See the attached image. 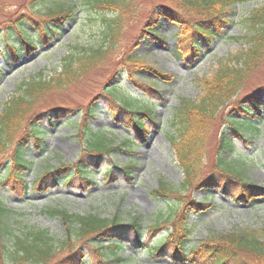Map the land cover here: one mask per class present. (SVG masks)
<instances>
[{
  "label": "rangeland",
  "instance_id": "374dc122",
  "mask_svg": "<svg viewBox=\"0 0 264 264\" xmlns=\"http://www.w3.org/2000/svg\"><path fill=\"white\" fill-rule=\"evenodd\" d=\"M136 1L140 7L131 18L128 15L125 17L115 48L110 50L106 58L85 70L74 80L64 82L52 91H48L34 106L33 110L36 112L42 110L59 112L61 109V115L57 118L55 114H51V119H54L52 123H49L48 119H43L42 130H47L42 135L44 152L41 153L34 147L30 148L29 154L34 159L32 170L28 172L25 181L32 183L35 172L40 168H55L61 164L73 163L77 160V156L84 152L85 141L110 145L113 146V150L109 154H104L98 168L91 167L90 170L94 175L89 177L91 183L86 185L81 186L80 180L73 176L68 182H63L62 179L55 185L50 183L45 191L34 189L20 196L18 194L23 193L14 191L10 185L7 186L8 183L4 185L0 182V200L6 204L7 209L4 213L5 222L12 223L18 232L46 230L53 241L58 242L66 236L70 238L72 234L67 235L66 226L58 217H52L45 212L48 208L58 207L72 214L94 215L108 219L118 215L120 220L127 222L135 217L140 222V243L134 241L133 229H129L127 240L119 250L126 264H196L177 260L173 256L171 241L181 238L183 229L178 225L186 218L188 222L185 225L189 236L186 240L187 248L198 245L200 239H206L211 235L215 239L204 240L207 244H204L203 248L213 246H210L211 241L215 244L218 242L224 244L226 243L224 236H233L243 229L256 230L258 236L264 240V121L260 123L258 132L254 135L246 134L251 135L250 143L242 142L240 139L233 141L235 147L245 154L242 161L243 178L253 182L257 188L262 187V191L257 189L253 191L261 194L254 196L250 202L237 201L217 189L206 191L204 187L195 188L213 167L218 128L223 124L221 119L209 126L205 158L194 179H188L187 184L185 183L187 178L176 163L167 136L172 132L169 124L173 108L183 98L194 100L200 95L199 87L195 83L196 77L209 75L215 59L225 57L226 54L239 49L244 43L241 39L244 30L238 23L226 25L221 38L204 46L198 56L185 60L172 53L180 50V44L175 39L178 27L160 20L158 29L166 38L164 42L159 37H152L143 31L150 10L163 0ZM70 2L77 4V7L73 15L61 23L58 33L53 34L49 40H35L34 49L30 52L22 50L18 59L6 66L3 60L5 51H2L4 47L2 38L10 34L14 42L18 41L17 32L11 27L12 24L17 20L25 21L23 27L29 29L33 36L34 21L43 16L37 15L38 11L34 10L32 14L30 13L29 0H0V65L2 67L0 112L4 100L14 95L21 82L37 77L40 73L46 79L51 78L55 70L61 71V58L71 52L74 46L79 49L89 48L103 41L100 20L90 21L81 10L80 0H46L40 2L37 9L42 12L49 6L59 3L70 6ZM137 2L134 4L136 5ZM262 3L264 0L235 1L231 7L233 19L236 20ZM229 16L231 17L230 14ZM133 58L136 59L132 60ZM142 65L149 67L146 69ZM129 68L132 69L133 74L128 73ZM157 76L161 77L157 87L158 92L146 88L150 85L149 80H155ZM115 82L120 84L125 96L130 94L131 97H136L135 101L139 107H151L153 115L158 120L157 127L146 122V134L143 139L138 138V134L127 125L125 119L117 120L114 116L115 109L112 105L115 103L109 99L106 89L115 85ZM260 88H264V62L251 72L237 99L229 102L223 114L238 119L239 110L233 109L239 100L248 93H256ZM92 102L94 105L97 104L95 115L93 118H86L91 133L86 136L78 135L81 131L80 125L83 123L80 112L85 111ZM262 113L264 115V107ZM62 114L68 116L63 117ZM30 117L32 116L26 119V124H30L32 120ZM125 136L131 137L132 142L128 145L120 144ZM17 139L18 133L14 134L7 146L0 150V176L4 169L1 165L10 158L12 146ZM124 165H132L128 170L129 180L122 176V171L116 169V173L119 174L117 177L120 178L118 181L109 183L110 178L102 176L105 170L114 166L119 169ZM70 172L72 170H68L66 174ZM160 183L169 189V197L166 199H158L151 194L154 189L159 188ZM235 189H239V186L237 185ZM209 193L214 196L207 202L211 201L215 206L196 211L199 201ZM150 224H158L156 234L151 235L152 231L146 228ZM91 236L87 235V237ZM166 240H169V244L165 254L151 256L147 251L150 244L166 242ZM72 241L77 243L75 239ZM65 251L66 249H57L46 264L58 260ZM92 253L94 254L92 249H86V258L90 260V264H98ZM239 254L243 264H264V256L253 258L250 252H239ZM110 263L114 264L115 261L112 260ZM0 264H10L6 253L1 251Z\"/></svg>",
  "mask_w": 264,
  "mask_h": 264
},
{
  "label": "trees",
  "instance_id": "16d2710c",
  "mask_svg": "<svg viewBox=\"0 0 264 264\" xmlns=\"http://www.w3.org/2000/svg\"><path fill=\"white\" fill-rule=\"evenodd\" d=\"M44 1L46 0H29L30 13L32 14L34 10L38 11L37 15L43 16V18L38 17V20L34 21L33 36L29 29L23 27L25 21L17 20L12 26L10 25L17 32L18 41L14 42L10 34H6L2 38L3 51H5L3 54L4 62L8 64L15 62L22 50L30 52L35 48V40L51 39L50 37L60 30L61 23L72 16L77 7V4L71 2L70 6L59 3L40 12L37 9L38 4ZM235 1L242 0H163L150 10L143 31L152 37H159L164 42L166 38L159 33L158 29L160 20H165L176 28L178 27V35H175V39L180 44V50L172 53L176 57L187 60L198 56L204 46H208L213 40L221 38L226 25L238 23L244 30V34L241 36L244 43L239 49L226 54L225 57L215 59L209 75L204 74V76L196 77L195 83L199 87L200 95L194 100L183 98L173 108L169 124L172 132L167 136L176 163L187 178L185 179L187 184L188 179H194L193 177L205 158L209 126L221 119L223 124L218 128L213 167L195 188L204 187L206 191L217 189L222 194L232 196L237 201L250 202L254 196L261 194L253 191L256 189L262 191V187L257 188L253 182L243 178L242 161L245 154L235 147L233 141L240 139L242 142L250 143L251 135L247 136L246 134L252 133L254 135L258 132V126L264 121L262 113L264 88H260L256 93H248L239 100L233 109L239 110L238 119L223 114V110L231 100L238 96L251 72L258 69L264 62V3L256 5L255 8L248 10L235 20L233 19L234 14L231 12V7ZM135 2L137 1L80 0L81 10L88 19L90 21L92 19L100 20L103 41L99 45L89 48L79 49L74 46L71 52L61 58L60 72L55 70L54 75L48 79L40 73L37 77H31L29 80L21 82L14 91V95L8 96L2 103L0 150L7 146L14 134L18 133V139L12 146L13 151L10 158L1 165L4 169L0 176V182L4 185L8 183L7 186L10 185L14 191L23 193L18 195L23 196L25 192L34 189L45 191L49 188L47 186L50 183L55 185L62 179L63 182H68L72 180L73 176L80 180L81 186L89 184L91 183L89 177L94 175L90 170L91 167L98 168L104 154H109L113 150V146L110 145L85 141L84 152L80 153L73 163L61 164L55 168H40L35 172L32 183L25 181L28 172L32 170L31 166L34 159L29 154L30 148L34 147L37 151L44 152V137L42 135L47 130H42L43 119H48L49 123H52L54 119H51V114H55L57 118H60L59 115H61V109L59 112L52 110L36 112L33 110L34 106L45 93L52 91L64 82L74 80L85 70L106 58L110 50L115 48L123 20L127 15L131 18L136 13L137 8L140 7V4L138 5L137 2L135 5ZM134 59L136 58L132 60ZM148 67L143 66L146 69ZM132 72V69L129 68L128 73L133 74ZM157 77L155 80L150 79V85L146 88L158 92L157 87L161 77ZM114 84L106 89V94L115 103L112 105L115 109V118L117 120L119 118L125 119L127 125L131 126L138 134V138L143 139L146 134V122L157 127V118L153 115L151 107H139L135 101L137 100L136 97H131L130 94L125 96L120 84H116V82ZM96 105L92 102L85 111L80 112L83 123L80 125L81 131L78 135L86 136L91 133L86 118L94 117ZM30 115L32 120L30 124H26V119ZM127 115H129L128 118ZM62 116L68 115L62 114ZM131 142V137L125 136L120 144L128 145ZM28 156L29 159L26 158ZM131 166L124 165L119 169L114 166L105 170L102 176L110 178L108 179L109 183L118 181L120 178L117 177L119 174L116 173V169L122 171V176L129 180L128 170ZM68 170H72L70 175L66 174ZM237 185L239 189L236 190ZM151 194L158 199H166L169 197V189L160 183L159 188L154 189ZM212 196L214 195L210 193L203 196L196 211L215 206L213 202H207ZM190 203L191 201H189ZM5 205L0 200V251L6 253L10 259V264H46L59 248L66 249L65 253L58 260L49 264H90V260L86 258V249H92L93 258L98 260V264H111L112 260L115 261L114 264H126L127 262L121 258L119 250L123 247L124 241L127 240L126 235L129 233V229H133L134 241L140 242V222L135 217L127 222L120 220L118 215L108 219L94 215L72 214L58 207L48 208L45 212L52 217H58L66 226L67 235L72 234L70 238L66 236L65 239L56 242L43 229L26 230L25 233L16 231L12 223L8 224L4 220V213L7 212ZM187 222L188 219L186 218L178 225L183 229L181 238L171 241L173 256L177 260L191 261L196 264H243L240 261L239 252H250L253 258L264 256V240L258 236L256 230L243 229L233 236H224L225 240H223L226 241L224 244L221 242L215 244L211 241L210 246H213L203 248L204 244H207L204 243V240L215 239L211 235L197 242L200 247H197L196 244L187 248L186 240L189 237L187 235L188 228L185 225ZM157 227L158 224L146 226L152 231L151 235L156 234ZM87 235L92 236L87 237ZM72 239H75L77 243H74ZM168 242L169 240L152 243L147 247V251L151 256L165 254L168 250Z\"/></svg>",
  "mask_w": 264,
  "mask_h": 264
}]
</instances>
